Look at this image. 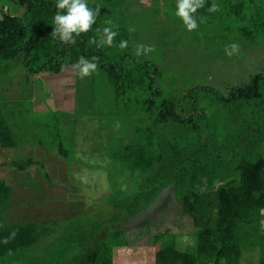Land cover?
I'll return each mask as SVG.
<instances>
[{
	"label": "rangeland",
	"instance_id": "obj_1",
	"mask_svg": "<svg viewBox=\"0 0 264 264\" xmlns=\"http://www.w3.org/2000/svg\"><path fill=\"white\" fill-rule=\"evenodd\" d=\"M232 1L236 0H228ZM0 4L6 5L12 15L22 16L27 0H0ZM87 4L90 8L106 7L103 0H87ZM176 5L177 0H117L107 7L112 25L128 31L129 42L124 51L146 61L151 68H158L161 78L157 85L161 89L173 91L198 85L228 96L234 86H244L255 74L264 73V46L241 40L234 17L216 13L211 20L195 14L199 26L190 32L176 15ZM232 43H238L240 48L229 57L225 49ZM138 44L150 46L153 51L141 50L143 54L137 56ZM47 76L49 85L44 78ZM76 85L72 66L64 67L57 75H28L18 64L0 75L2 113L19 139L16 148L0 147V163L6 164L0 166V180L12 189L7 218L10 222L59 220L51 236L1 258L0 264H69L83 248L92 246L93 240L86 235L93 234L95 227L100 228L98 232L103 231L98 233L95 245L105 236L104 232L113 228L110 218L119 215L121 207L145 186L143 174L111 159L113 151L132 140L128 134L130 126L147 116L143 106L129 100L115 101L113 90L99 69L90 76L79 77L81 86ZM199 106L205 110L204 121L213 124L215 136L224 147L222 153H235V116L241 113L246 118L249 110L234 112L231 105L215 101ZM58 145L67 157L58 154ZM258 155L264 157V134L251 157ZM27 159L39 161L43 169L31 166L18 171L9 165ZM43 172L48 173L50 181L42 177ZM177 195L172 186L165 187L137 217L118 222L133 235H123L128 246L114 251L115 264H124L123 260L129 264L131 254L138 257V264H153V255L146 254L159 247H153L152 235L160 232L167 233L164 241L176 249L189 253L195 250L196 230L188 216L179 215ZM254 261L255 257L248 254L243 264Z\"/></svg>",
	"mask_w": 264,
	"mask_h": 264
},
{
	"label": "trees",
	"instance_id": "obj_2",
	"mask_svg": "<svg viewBox=\"0 0 264 264\" xmlns=\"http://www.w3.org/2000/svg\"><path fill=\"white\" fill-rule=\"evenodd\" d=\"M103 1L106 7L99 8L92 31L76 37L75 44L63 43L51 35L57 0H27L22 16L12 15L6 5L0 4V75L18 64L28 75H57L81 56L90 61L95 59L113 90L114 100L140 103L147 112L137 125L130 126L128 134L132 140L111 153L114 163L143 174L145 186L121 207L119 215L110 218L108 222L113 228L104 232L105 236L95 245L100 228L95 227L93 234L86 235L85 238L93 240L92 246L83 248L69 264H115L114 251L128 246L123 235H133L119 223L137 217L153 203L158 191L168 186L178 194L179 215L188 216L196 230L195 250L180 251L164 241L167 233H156L152 235V245L159 247L146 254L153 255V264H243L248 254L255 257L253 264L256 258V264H264V157L252 158L264 134V73L255 74L244 86H234L228 96L198 85L173 91L161 89L157 85L161 78L157 67L151 68L146 61L119 48L121 40L129 42L126 28L111 25L118 33L111 47L88 43L94 36L99 39L97 28L110 26L105 23L109 20L107 7L117 0ZM213 3L219 10L209 12ZM216 13L237 20L235 30L241 40L264 46V0H205L204 7L195 14L214 20ZM76 84L77 88L81 86L78 75ZM207 101L231 105L234 112L242 108L249 110L246 118L241 113L235 116L238 121L234 131L238 146L235 153H222L224 147L215 136L213 124L204 121L205 110L199 103ZM18 146L19 139L0 104V147ZM57 152L67 157L61 145ZM9 165L18 171L31 166L43 169L42 163L33 159L13 161ZM232 175L236 178H231ZM42 177L50 181L48 173L43 172ZM11 198V187L0 180V259L51 236L59 221L10 222L7 215ZM14 230L15 237L3 243ZM75 240L81 244L77 237ZM135 258L138 259L134 254L128 256L129 264L130 260L138 264Z\"/></svg>",
	"mask_w": 264,
	"mask_h": 264
},
{
	"label": "clouds",
	"instance_id": "obj_3",
	"mask_svg": "<svg viewBox=\"0 0 264 264\" xmlns=\"http://www.w3.org/2000/svg\"><path fill=\"white\" fill-rule=\"evenodd\" d=\"M205 0H177L176 15L179 16L188 31H194L198 28L197 18L195 13L202 7H204ZM56 13L53 17V30L51 35L54 38L66 44H75L76 37L82 33L92 31V25L95 24L97 16L100 14L99 8H90L87 4V0H57ZM219 10V6L213 3L209 8V12H216ZM109 27L102 29L97 28L95 31L99 34V39L95 36L90 38L88 43L90 45L95 44L97 47L109 46L114 43V38L118 35L116 31L112 30V21H105ZM128 47L127 40H121L119 43L120 49ZM240 45L238 43H232L225 49V54L229 57L239 52ZM143 53L153 51L152 47H146L143 44L136 45V55L139 56ZM98 69V64L95 59L89 60L81 56L77 62L72 65L73 75H78L80 78H84L92 75ZM16 235L14 230L9 237H6L2 242L8 243Z\"/></svg>",
	"mask_w": 264,
	"mask_h": 264
},
{
	"label": "crops",
	"instance_id": "obj_4",
	"mask_svg": "<svg viewBox=\"0 0 264 264\" xmlns=\"http://www.w3.org/2000/svg\"><path fill=\"white\" fill-rule=\"evenodd\" d=\"M49 77H50V76L44 77V78L46 79L45 81H46L47 85H49L48 82H47V79H49ZM48 87H49V86H48ZM50 89H51L52 92L54 91V89H52L51 87H50ZM56 89H57V91H58V87H57ZM55 91H56V90H55ZM36 103H37V102H36ZM38 104L41 105V103H38ZM35 105H36V104H35ZM41 106H42V105H41ZM114 260H115V258H114Z\"/></svg>",
	"mask_w": 264,
	"mask_h": 264
}]
</instances>
